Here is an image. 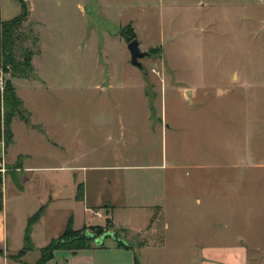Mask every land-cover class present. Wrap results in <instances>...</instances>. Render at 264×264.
<instances>
[{
	"label": "rangeland",
	"instance_id": "374dc122",
	"mask_svg": "<svg viewBox=\"0 0 264 264\" xmlns=\"http://www.w3.org/2000/svg\"><path fill=\"white\" fill-rule=\"evenodd\" d=\"M35 3L44 11L39 31L50 46H77L79 36L82 92L108 85L93 68V53L98 60L102 50L122 62L123 92L136 94L144 85L154 117L163 118L167 131L155 138L153 149L160 154L162 149L166 163L176 166L166 171L169 229L160 235L167 248L148 251L145 258L158 253L174 259L187 238L212 242L219 235L227 242L239 235L248 244L251 264H264V0ZM127 26L141 52L149 54L140 60L142 70L130 64L122 38ZM19 34L16 60L21 48L36 47L28 20ZM87 75L96 81L85 80ZM131 217L137 229L146 223L143 212ZM198 221L201 225L190 229Z\"/></svg>",
	"mask_w": 264,
	"mask_h": 264
},
{
	"label": "crops",
	"instance_id": "0c3cea01",
	"mask_svg": "<svg viewBox=\"0 0 264 264\" xmlns=\"http://www.w3.org/2000/svg\"><path fill=\"white\" fill-rule=\"evenodd\" d=\"M25 1L30 11L28 22L37 38L31 74L4 75L26 120L15 116L10 125L11 143L5 146L0 141V264H37L41 250L64 232L69 221L74 230H80L104 226L101 223L106 220L110 231L124 239L128 248L105 239L103 246L93 243L76 252L57 250L46 264H135V258L138 264H177L182 260L189 264H251L248 244L239 235L227 242L219 235L210 238L212 242L187 238L180 255L174 252V259L161 254L162 261L158 253L152 254L151 260L145 258L148 251L167 248L160 235L169 229L164 217L166 171L176 166L166 163L162 149L161 154L153 149L155 138L167 131L163 118L157 113L154 117L144 85L139 93L123 92L122 62H113L102 50L98 60L93 53V68L95 73L100 69V77L108 85H93L90 88L96 92H82L79 36L77 46L74 42L50 46L39 31L44 11H38L35 3L45 0ZM20 13L16 0H0V23ZM87 76L85 80L96 81V76ZM79 186L82 201L76 199ZM135 211L145 214L141 229L131 221ZM37 213L27 247L26 227ZM190 225L193 229L201 224ZM30 255L36 256L26 263Z\"/></svg>",
	"mask_w": 264,
	"mask_h": 264
},
{
	"label": "trees",
	"instance_id": "16d2710c",
	"mask_svg": "<svg viewBox=\"0 0 264 264\" xmlns=\"http://www.w3.org/2000/svg\"><path fill=\"white\" fill-rule=\"evenodd\" d=\"M16 1L21 7L20 15L8 22L0 23L1 72L9 74L10 77L28 76L31 74V59L34 54L32 49L21 48V60H16L14 53L17 41L20 40L19 31L21 26L28 20L30 12L25 0ZM127 30L129 31V35L127 34ZM130 31V27L127 26L124 33H122V38L127 42L135 38L134 34ZM34 39L36 40V38ZM35 40L34 43L36 44ZM15 116H20L26 120L22 104L16 96L14 88L12 87L10 81L5 80L3 91H0V141H3L5 146L9 145L12 141L10 125ZM2 181L3 176L0 173V210L2 209L3 200L1 192ZM17 186L18 188H21L19 182H17ZM76 199L79 201L83 200L82 186H79L78 188ZM39 215L40 213H37L28 221L25 233V243L27 247H29L30 244L29 233L32 224L38 219ZM107 232L113 233L115 238H121L117 233L110 231V222L107 220L104 226L85 227L80 230H74L72 228L71 221H69L64 232L41 250L40 259L37 264H46L53 258L54 252L57 250H69L76 252L82 249L90 248L91 244L94 243V239L87 237V233L93 234L99 238ZM107 238L109 237H106L105 239ZM115 242L118 246L124 248H128L129 246L124 245L122 242L117 240H115ZM100 246H103V243ZM135 264H138L137 258H135Z\"/></svg>",
	"mask_w": 264,
	"mask_h": 264
},
{
	"label": "water",
	"instance_id": "95a60500",
	"mask_svg": "<svg viewBox=\"0 0 264 264\" xmlns=\"http://www.w3.org/2000/svg\"><path fill=\"white\" fill-rule=\"evenodd\" d=\"M127 49L130 53V64L139 70H142V65L140 63V60L143 59L144 57L148 56L149 54L145 52H141L139 48V43L137 40L133 39L127 43ZM189 91L186 92V95H189ZM87 237L93 238L94 239V245L95 246H100L103 241L105 240L106 237H109L112 240H117L119 242H122L124 245H128V243L122 239V238H115L114 234L111 232H107L106 234L102 235L101 237L97 238L93 234H86Z\"/></svg>",
	"mask_w": 264,
	"mask_h": 264
},
{
	"label": "built area",
	"instance_id": "2783aa9c",
	"mask_svg": "<svg viewBox=\"0 0 264 264\" xmlns=\"http://www.w3.org/2000/svg\"><path fill=\"white\" fill-rule=\"evenodd\" d=\"M4 73L0 72V91L2 92L3 91V88H4V83H5V79H4ZM96 216H100L99 213H95Z\"/></svg>",
	"mask_w": 264,
	"mask_h": 264
}]
</instances>
